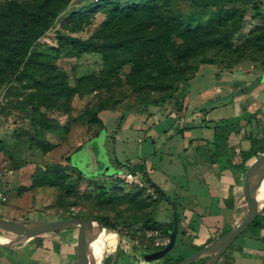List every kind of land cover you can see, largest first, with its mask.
<instances>
[{"label": "rangeland", "instance_id": "1", "mask_svg": "<svg viewBox=\"0 0 264 264\" xmlns=\"http://www.w3.org/2000/svg\"><path fill=\"white\" fill-rule=\"evenodd\" d=\"M263 57L264 0H0V170L8 195L25 192L2 213L104 216L124 233L106 264H156L161 248L149 251L167 238L165 209L155 191L114 174L141 159L163 191L166 180L188 187L190 169L171 148L178 136L162 135L170 114L188 93L190 108L207 100L219 73ZM98 237L92 250L107 241ZM184 242L168 254L185 253Z\"/></svg>", "mask_w": 264, "mask_h": 264}, {"label": "crops", "instance_id": "2", "mask_svg": "<svg viewBox=\"0 0 264 264\" xmlns=\"http://www.w3.org/2000/svg\"><path fill=\"white\" fill-rule=\"evenodd\" d=\"M228 70L214 77V89L208 95L209 100L216 101L214 106L206 109L203 105L207 99L190 108L188 93L183 108L170 114L173 122L162 133L167 134L165 142L178 136L171 148L177 155L183 154L184 164L190 169L188 187L166 180L163 191L151 182L146 161L126 162V167L135 169L133 173L141 174L162 197L159 203L166 212L165 228L172 219L169 211L172 214V205H176L179 219L175 245L180 239L186 241L184 244L202 245L232 227L246 209L261 172L263 155L242 160V151L250 148L251 138L264 137V66L246 59ZM224 97L226 100L219 102ZM157 116L163 117L162 113ZM4 184L10 203L25 195H8ZM2 211L1 217H18ZM246 229L250 231L245 241L222 254L215 264H264V210L261 225L247 226L243 233ZM98 232L91 227H75L23 238V229L0 226V264H87L93 245L99 243ZM167 241L168 237L163 238L161 245Z\"/></svg>", "mask_w": 264, "mask_h": 264}, {"label": "water", "instance_id": "3", "mask_svg": "<svg viewBox=\"0 0 264 264\" xmlns=\"http://www.w3.org/2000/svg\"><path fill=\"white\" fill-rule=\"evenodd\" d=\"M199 5H221L225 2L249 3L253 0H192ZM264 158V156H263ZM257 186L252 199L248 202L246 209L239 220L229 229L214 237L210 242L204 244L199 249L191 252L185 257L181 264H191L205 254L209 256L201 264H215L228 246L243 232V230L256 218L264 209V166L261 168ZM255 182V183H256ZM255 185V184H254ZM254 189V188H253ZM253 191V190H252ZM252 193V192H251ZM178 213L176 205H172V227L169 231L168 241L160 249L161 257L173 247L178 231ZM0 226L14 227L24 230V237L41 235L46 232H55L75 227H91L102 231L107 236L105 244L98 245L88 256L87 264H103L112 253H116L118 246L122 240L121 231L103 223L95 216H78L66 217L53 220H37V219H20L5 218L0 216Z\"/></svg>", "mask_w": 264, "mask_h": 264}, {"label": "trees", "instance_id": "4", "mask_svg": "<svg viewBox=\"0 0 264 264\" xmlns=\"http://www.w3.org/2000/svg\"><path fill=\"white\" fill-rule=\"evenodd\" d=\"M191 3H193L194 5L198 6V7H206V6H216V7H219L220 5L218 4H211V5H199L197 4L196 2L192 1V0H189ZM226 3V2H225ZM170 20H173L175 21V18H172ZM85 42L89 43L88 40H86ZM248 59V58H246ZM253 61H257L259 62L262 66H264V57L259 61V60H253ZM206 62H209V63H213L212 61H206ZM228 69H231V68H228ZM157 101L156 100H152V101H143V102H140V103H137V104H134V105H131L127 108L128 111L132 112V113H135L137 111H141V110H145L147 109V106L148 104L150 103H156ZM257 155H263L264 156V137L262 138H251V145H250V148L248 150H244L242 151V160H246L252 156H257ZM140 168V167H139ZM256 186H257V182L255 183L254 185V189L252 191V193L250 194L249 196V200L248 202L252 199V196L255 192V189H256ZM157 196L156 198L159 200V199H162V197L156 192ZM264 210V209H263ZM263 212V211H262ZM262 212L256 217L254 218L251 223L248 225V226H254V227H259L261 225V216H262ZM70 216H73V217H78L79 215H75V214H72ZM80 216H89V215H80ZM91 216H95L97 217L98 219H100L103 223H105L106 225H109V226H112V227H116V225L112 222H110L109 219H107L106 217L104 216H99V215H91ZM171 227H172V221H170L168 224H167V227L165 228L166 229V233H167V237L169 236V231L171 230ZM117 228V227H116ZM227 230V229H226ZM122 232V234L124 235L123 233V230H120ZM225 230L221 231L220 233L224 232ZM243 233V232H242ZM241 233V234H242ZM212 239H209L207 240L204 244L210 242ZM204 244L202 245H189V244H185L183 246V249L182 251H185V253H179V255L177 257H173V256H170L168 253L164 254L160 259L159 261L156 262V264H181L183 262V260L185 259V257L187 255H189L191 252L199 249L200 247H202ZM233 242L230 244L232 245ZM165 245V244H164ZM164 245H160L158 247H154L153 250H157L159 248H162ZM229 245V246H230ZM152 246H155V244L152 243ZM228 246V247H229ZM224 253V252H223ZM209 256V254H205L203 255L202 257H200L198 260L194 261V263H191V264H201L207 257ZM108 261V259H106L104 261L103 264H106Z\"/></svg>", "mask_w": 264, "mask_h": 264}, {"label": "built area", "instance_id": "5", "mask_svg": "<svg viewBox=\"0 0 264 264\" xmlns=\"http://www.w3.org/2000/svg\"><path fill=\"white\" fill-rule=\"evenodd\" d=\"M2 176H3V173L0 170V204L5 202L7 199V196L4 191V187H3ZM114 176L121 177L126 182H129L139 188H145L147 191L154 192V189L143 180L142 175L139 173H132L128 171V172L121 173V174L115 173ZM122 240H124V237L122 238ZM156 243H161V242L157 241Z\"/></svg>", "mask_w": 264, "mask_h": 264}, {"label": "bare ground", "instance_id": "6", "mask_svg": "<svg viewBox=\"0 0 264 264\" xmlns=\"http://www.w3.org/2000/svg\"><path fill=\"white\" fill-rule=\"evenodd\" d=\"M102 232V231H101ZM102 233H104V232H102ZM105 234V233H104ZM105 236H106V234H105ZM106 238H107V236H106Z\"/></svg>", "mask_w": 264, "mask_h": 264}]
</instances>
